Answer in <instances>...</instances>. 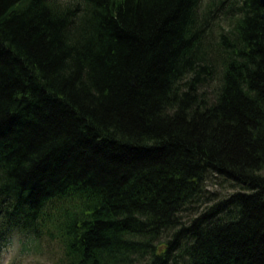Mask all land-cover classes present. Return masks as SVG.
Instances as JSON below:
<instances>
[{"label": "trees", "instance_id": "1", "mask_svg": "<svg viewBox=\"0 0 264 264\" xmlns=\"http://www.w3.org/2000/svg\"><path fill=\"white\" fill-rule=\"evenodd\" d=\"M264 264L261 0H0V253Z\"/></svg>", "mask_w": 264, "mask_h": 264}, {"label": "rangeland", "instance_id": "2", "mask_svg": "<svg viewBox=\"0 0 264 264\" xmlns=\"http://www.w3.org/2000/svg\"><path fill=\"white\" fill-rule=\"evenodd\" d=\"M60 253L57 245H36L21 235H14L0 253V264H55Z\"/></svg>", "mask_w": 264, "mask_h": 264}, {"label": "water", "instance_id": "3", "mask_svg": "<svg viewBox=\"0 0 264 264\" xmlns=\"http://www.w3.org/2000/svg\"><path fill=\"white\" fill-rule=\"evenodd\" d=\"M262 5H264V0H261Z\"/></svg>", "mask_w": 264, "mask_h": 264}]
</instances>
